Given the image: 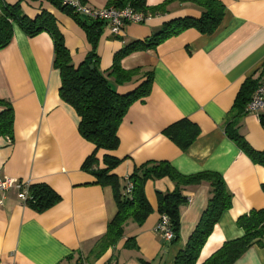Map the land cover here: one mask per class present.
<instances>
[{"label":"crops","instance_id":"obj_1","mask_svg":"<svg viewBox=\"0 0 264 264\" xmlns=\"http://www.w3.org/2000/svg\"><path fill=\"white\" fill-rule=\"evenodd\" d=\"M78 1L99 10L114 0ZM164 1L146 0V5L155 7ZM219 1L225 13L212 35L189 29L121 60L125 71H151L152 87L146 99L127 111L117 132L118 149L109 153L121 160L112 174L123 180L146 162H168L184 176L202 172L222 176L231 206L206 240L197 264L223 243L243 236L236 226L240 216L264 209V167L252 162L226 134L233 122V130L252 150L264 152V127L258 116L244 113L232 118L241 85L253 75L256 78L264 63V0ZM5 2L13 6L19 0ZM20 9L31 20L43 11L54 17L74 67L91 52L84 32L49 4L21 0ZM200 15L189 2L175 1L163 14L125 26L119 36L105 30L96 49L99 71H108L115 54L149 39L163 24ZM110 84L124 94L136 83L119 86L110 80ZM59 89L51 37L41 33L29 38L14 27L10 44L0 51V99L13 110L12 140L0 136V180L45 184L59 200L37 213L22 205L16 187L0 192V264H68V257L73 258L69 264H74L105 234L116 212L111 190L96 185L95 178L82 170L94 147L78 134L79 119L62 102ZM181 120L199 129L197 139L184 152L162 134ZM105 154L98 151L96 157L101 161ZM173 190L167 178L148 181L144 194L152 213L140 227L126 224L123 238L94 264H174L207 207L210 188L201 184L182 190L187 203L179 209L175 244L166 243L155 231L160 216L157 194ZM234 264H264V246H252Z\"/></svg>","mask_w":264,"mask_h":264},{"label":"trees","instance_id":"obj_2","mask_svg":"<svg viewBox=\"0 0 264 264\" xmlns=\"http://www.w3.org/2000/svg\"><path fill=\"white\" fill-rule=\"evenodd\" d=\"M23 1V0H22ZM29 2L47 3L58 12L70 18L85 34L91 52L84 61L74 67L64 39L54 17L43 11L35 19L24 16L20 2L9 6L0 2V51L6 48L13 37L14 27H17L27 37L33 38L41 33H47L53 41V68L59 72V97L63 103L70 106L76 113L78 134L94 147L93 154L86 159L82 170L96 180V185L109 188L115 204L116 212L107 224L105 234L99 238L89 253L83 258L77 257L74 264H94L100 257L123 238L126 224L142 226L152 213L145 194L144 186L148 181L167 178L174 184L171 193L157 194V213L168 218L170 229L174 234L172 244L179 241V209L187 203L182 196L186 187L207 184L210 188V198L200 221L189 237L186 245L178 252L174 264H197L200 251L208 237L212 234L221 215L231 206V195L226 189L221 175L214 172H202L190 176L179 174L168 162H146L135 167L125 180L112 174L121 160L109 153L115 152L119 146L118 129L129 108L136 102H142L151 92L152 72L142 69L125 71L121 68V60L132 53L154 49L163 41L177 36L186 30L193 29L200 35H212L219 27L225 7L219 0H165L163 3L149 7L146 0H114L109 1L108 8L118 10L129 7L134 12L146 17L163 14L168 4L189 2L200 10L198 19L183 18L169 21L160 31L143 42H133L115 54L113 64L104 73L98 69L96 49L102 33L104 22L86 16L77 11L76 7L65 3V0H26ZM78 1V0H77ZM80 6H85L78 1ZM254 76V75H253ZM250 77L244 81L233 103V117L244 114L246 105L250 102L255 90L264 83V63H262L256 78ZM110 80L119 86L135 82V86L124 94L118 93L110 84ZM0 136H13V110L9 103L0 99ZM264 127V115L258 117ZM233 122L228 124L226 134L252 162L264 167V152L252 150L245 140L233 130ZM162 134L182 152L186 151L197 139L199 129L181 120L163 130ZM98 151L106 154L99 161ZM131 190L126 194L127 186ZM264 192V185L261 186ZM27 199L24 206L41 213L54 206L59 198L45 184L29 185L26 188ZM236 226L243 231L239 239L227 241L201 264H234L249 248L254 245L264 246V209L251 210L236 220ZM128 241L126 246H130ZM73 258L68 257V264Z\"/></svg>","mask_w":264,"mask_h":264},{"label":"built area","instance_id":"obj_3","mask_svg":"<svg viewBox=\"0 0 264 264\" xmlns=\"http://www.w3.org/2000/svg\"><path fill=\"white\" fill-rule=\"evenodd\" d=\"M0 2L3 3L4 0H0ZM65 3L76 7L78 12L86 16H90L104 22L105 30L112 36H119L125 26L142 24L148 18L140 13L134 12L133 9L129 7L122 10L112 7L92 10L86 6H80L77 0H65ZM262 110H264V83H262L255 90L250 102L246 105L244 112L254 114L259 117V113ZM27 186H29V184L13 179L0 180V192H6L10 188L16 187L19 190L17 197L22 205L27 199ZM130 190L131 184H128L126 194H128ZM155 231L166 243L172 242L174 234L170 229L167 216H159V221L156 225Z\"/></svg>","mask_w":264,"mask_h":264}]
</instances>
